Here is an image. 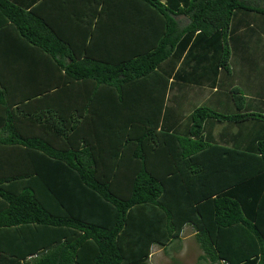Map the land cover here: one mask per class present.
I'll use <instances>...</instances> for the list:
<instances>
[{"label": "trees", "instance_id": "trees-1", "mask_svg": "<svg viewBox=\"0 0 264 264\" xmlns=\"http://www.w3.org/2000/svg\"><path fill=\"white\" fill-rule=\"evenodd\" d=\"M241 12L264 0H0L19 38L0 47V264H149L186 225L199 261L264 264V110L233 87L232 113L162 120L170 79L230 73ZM207 122H252L253 145Z\"/></svg>", "mask_w": 264, "mask_h": 264}, {"label": "crops", "instance_id": "crops-1", "mask_svg": "<svg viewBox=\"0 0 264 264\" xmlns=\"http://www.w3.org/2000/svg\"><path fill=\"white\" fill-rule=\"evenodd\" d=\"M26 1L28 2L29 0ZM2 18L3 17L0 16V22L3 21ZM183 22L185 23L186 21L184 20ZM3 29L8 33L0 34V47L5 48L11 41H16L17 43L19 38L17 33H15V28L5 26ZM230 37L232 45L230 73L218 75L217 85L211 87L207 81H205L202 85L195 86L184 84L174 79L172 81L170 79L166 90L165 110L162 116L163 124L168 128H171L173 131L184 130L187 118L195 106H210L220 113L234 112V106L228 95V91L233 87H238L244 91L246 97L244 111H255L258 109V105L264 106V92L260 95V101L257 100L256 96L258 88L256 75L258 55L256 49L260 44L264 46V17L257 13L241 12L237 14L231 22ZM11 54L12 51L0 50V56H10ZM260 61L263 64L262 72L264 74V54L261 56ZM147 100L149 99H146L144 105L146 103L149 104L150 101ZM204 125L206 135L211 136L212 140L216 143L223 145L239 146L238 144H241L243 148H250L253 145L252 142L254 141V137H256L257 128L252 122H245L239 125L207 122ZM187 227V234L189 235V231L192 232V235H187V237L194 240L195 231L190 225L184 226L183 231ZM181 242L182 240L178 243L180 244ZM178 243L175 242L173 244ZM153 246L157 248V251L161 252V262L166 264L164 257H169L167 254L170 246L167 248H162L158 245ZM152 247L148 262L149 264H160L158 258L155 259V256L152 255ZM199 250L200 255H202L200 248ZM169 258L171 264H179L174 257L170 256ZM151 260L153 263H151Z\"/></svg>", "mask_w": 264, "mask_h": 264}, {"label": "rangeland", "instance_id": "rangeland-1", "mask_svg": "<svg viewBox=\"0 0 264 264\" xmlns=\"http://www.w3.org/2000/svg\"><path fill=\"white\" fill-rule=\"evenodd\" d=\"M256 53L258 55V63H257V68H256V75H257V83H258V88H257V100L260 101V95L263 94L264 92V74L262 72V62L260 61L261 56L264 54V46L261 44L258 45L256 49ZM241 86V85H240ZM242 87V86H241ZM243 88V87H242ZM260 109L264 110L263 105H258ZM187 230L188 227L184 229L181 235V240L182 242L179 244H172L168 248V256H172L175 258L179 264H206L205 262L199 261L198 256L200 255V250L195 243V240H192V238L187 237ZM192 235V232L189 231V235ZM188 244V245H186ZM195 244V245H194ZM177 247V248H176ZM156 247H152V255L155 256V259L158 258V261L160 264H164L162 261V255L161 252L156 250ZM197 249V250H196ZM199 250V251H198ZM154 252V253H153ZM164 257V256H163ZM169 257H164V261L166 264H171L170 263V258ZM151 263L152 260H151Z\"/></svg>", "mask_w": 264, "mask_h": 264}]
</instances>
